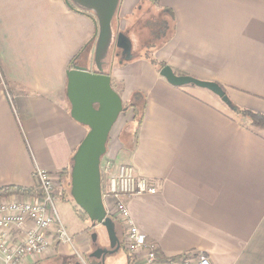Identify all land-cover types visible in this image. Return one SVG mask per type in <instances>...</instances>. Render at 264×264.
<instances>
[{
	"label": "crops",
	"instance_id": "1",
	"mask_svg": "<svg viewBox=\"0 0 264 264\" xmlns=\"http://www.w3.org/2000/svg\"><path fill=\"white\" fill-rule=\"evenodd\" d=\"M79 8L96 23L65 0H0V188L35 186L39 168L58 177L55 196L61 194L68 181L64 171H71L90 131L70 115L67 73L77 66L107 75L122 106L133 93L145 98L136 142L126 130L107 145L108 135L99 170L101 176L102 164L111 161L113 169L130 165L148 180L153 192L118 200L154 251L164 259L191 254L212 264H264V130L231 112L264 114V0H119L110 24L114 63L107 69L103 58L100 72L94 63L97 18ZM156 9L169 10L173 19L154 59L175 74L217 84L229 106L206 90L171 86L161 69L139 55L132 28ZM118 35L130 43V60L116 45ZM116 201H102L105 215L115 220L116 236H125L113 215ZM68 226L83 263L71 246L50 237L36 264L119 263L120 248L110 254V244L104 246L105 227L86 214H75ZM122 251L126 264L145 263L146 251Z\"/></svg>",
	"mask_w": 264,
	"mask_h": 264
},
{
	"label": "water",
	"instance_id": "2",
	"mask_svg": "<svg viewBox=\"0 0 264 264\" xmlns=\"http://www.w3.org/2000/svg\"><path fill=\"white\" fill-rule=\"evenodd\" d=\"M78 7L94 11L98 22V40L95 62L99 72L101 60L105 58L112 41L111 21L119 0H69ZM117 47L131 59L130 43L122 35L117 36ZM173 87L196 86L216 96L229 106V99L220 86L213 82L176 75L169 66L158 72ZM110 78L106 75L89 73L75 66L67 73V97L71 104V116L77 122L87 125L90 131L79 146L70 171V197L73 202L95 223L105 227L112 254L120 248L113 222L107 217L102 200L100 179V158L112 125L117 120L123 106L119 96L110 88Z\"/></svg>",
	"mask_w": 264,
	"mask_h": 264
},
{
	"label": "built area",
	"instance_id": "3",
	"mask_svg": "<svg viewBox=\"0 0 264 264\" xmlns=\"http://www.w3.org/2000/svg\"><path fill=\"white\" fill-rule=\"evenodd\" d=\"M100 177L102 200L108 196L117 199L113 215L125 227L126 252L135 255L140 250L146 251L144 264H212L204 255L191 254L165 263L159 261L146 235L133 226L127 208L118 200L123 196L153 192L148 180L136 175L130 165H119L113 169L111 161L102 164ZM57 178L36 168L33 179L42 192L41 198L35 200L24 197L26 199L15 201L0 199V264H36L49 249L50 237L58 245L71 246L72 255L83 263L54 205V196L60 189Z\"/></svg>",
	"mask_w": 264,
	"mask_h": 264
},
{
	"label": "trees",
	"instance_id": "4",
	"mask_svg": "<svg viewBox=\"0 0 264 264\" xmlns=\"http://www.w3.org/2000/svg\"><path fill=\"white\" fill-rule=\"evenodd\" d=\"M68 7L75 12L81 13L83 15H86L88 17L93 18L88 11H84L82 9H80L79 7H77L73 2L69 1V0H65ZM155 3H158V0H154ZM164 19L163 21H161L160 23L162 24V38L164 39L168 34H169V26H170V21H172L173 17L170 14L169 10H162L161 11ZM95 18H93L94 20ZM94 22L96 23V21L94 20ZM113 40V38H112ZM164 41V40H163ZM113 46V41H111L109 48L107 49V54L105 56V64H106V60L109 59L110 60V55H111V50ZM153 46V45H151ZM86 47L83 48L82 50H80V53L76 56L75 60L82 54L85 53ZM141 57H143V60L145 59L146 61H149L151 64L156 65L159 69H162L163 67H165L164 63L161 62H157L154 57L151 55V52L148 50V48H143ZM110 64V63H109ZM109 66V65H108ZM176 75H183L176 73ZM130 102L128 105L125 104L126 109H128L131 112V117H130V122L133 123L134 125V129H133V141L134 143L136 142V137H137V132H138V128H139V124H141L142 119H143V114H144V109H145V98L142 94L140 93H133L130 97ZM231 112L234 114V116L238 117L239 119L247 122V124L255 129H259V130H264V114L252 111V110H247V109H231ZM134 146V144H133ZM132 146V147H133ZM68 173V174H67ZM64 174L66 175V179L67 184L66 186L62 187L61 194H59V196H54V198H62L65 201H72L71 197H67L68 196V189H69V181H70V172H68L67 170L64 171ZM62 173V175H64ZM40 188L38 186H32V187H21V186H4L0 188V199H4V198H8L10 196H22V197H26L29 199H39L42 197V192H40ZM67 197V198H66ZM75 210V214L76 216H78V218L82 219L83 217H85L84 212H82L81 210L77 209L76 207H74ZM111 221L113 223H116L115 220L111 219ZM117 238L120 244V250H125L124 248V236L123 234L118 235L117 234ZM156 256L157 259L161 262H169L172 260H175L181 256H176V257H171V258H161V256L156 252Z\"/></svg>",
	"mask_w": 264,
	"mask_h": 264
},
{
	"label": "rangeland",
	"instance_id": "5",
	"mask_svg": "<svg viewBox=\"0 0 264 264\" xmlns=\"http://www.w3.org/2000/svg\"><path fill=\"white\" fill-rule=\"evenodd\" d=\"M150 15H152L151 12H147V13L145 12V14H142V16L139 17V18H141L140 19V24H141L140 27L139 28L133 27L135 25V23L137 22L136 20H135V22L131 23V25H132L131 27H133L132 30H134V33H135L134 34L135 35L134 40L136 42V46H138V49L140 50L139 55H140V53H142V50H143L142 48L146 47L151 52V55L155 58V56L157 55V53L160 50V47H162V45H163V40L166 39V38L163 39L162 38L163 36H161L162 35L161 33L163 32L162 31L163 27H162V24L160 22L163 21L164 16L160 10L155 11L153 16H150ZM136 16H139V14ZM131 27H130V30H131ZM151 45H153V46H151ZM106 61L107 62H106L105 68L109 69L110 65H112L114 63V54L112 53V50H111L110 60L107 59ZM189 87L193 88L194 90H200V89L196 88V86L195 87L189 86ZM221 104H222V102H221ZM129 113H130V111L128 109H126L125 105H123V109H122L121 113L119 114L114 125H112L113 127L109 133V140H108L107 145H110L111 143H113L118 138V136L120 138L125 137L126 130L130 131L133 135L134 125H133V123L130 122L131 116ZM126 123H127V125H126ZM124 125H125V127H124ZM131 141H132V139L129 142L133 143ZM132 146H133L132 144L129 145L130 149L132 148ZM54 205H55V208L57 210L59 219H60L62 225L64 226V229L66 230L68 235L71 236L70 234H72L73 229H71L70 226H68V222H70L75 215L74 207H76L79 210H81V209L73 202V200L70 202V201H64L61 198H54ZM99 238L101 239L102 236ZM101 242H102V240H101ZM108 245H109V243H107V242L104 243L105 247H107ZM116 257L120 259L118 264H126L125 263V254L122 250L119 251V254H116Z\"/></svg>",
	"mask_w": 264,
	"mask_h": 264
}]
</instances>
